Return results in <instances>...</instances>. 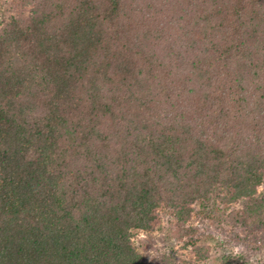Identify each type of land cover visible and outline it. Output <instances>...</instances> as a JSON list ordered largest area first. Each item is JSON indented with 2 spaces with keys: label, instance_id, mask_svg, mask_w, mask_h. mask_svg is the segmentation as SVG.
<instances>
[{
  "label": "trees",
  "instance_id": "obj_1",
  "mask_svg": "<svg viewBox=\"0 0 264 264\" xmlns=\"http://www.w3.org/2000/svg\"><path fill=\"white\" fill-rule=\"evenodd\" d=\"M0 2V264L264 253V0Z\"/></svg>",
  "mask_w": 264,
  "mask_h": 264
},
{
  "label": "rangeland",
  "instance_id": "obj_2",
  "mask_svg": "<svg viewBox=\"0 0 264 264\" xmlns=\"http://www.w3.org/2000/svg\"><path fill=\"white\" fill-rule=\"evenodd\" d=\"M1 3V2H0ZM1 7L3 5L0 4ZM210 223L218 225L221 223L220 219L209 220ZM165 228L160 229L154 233L139 232L136 236V244L145 252L152 253L157 248L163 245L169 246L174 243L178 246V242L175 240L174 233L170 230V222L165 221ZM214 232L207 234L206 242L211 244L213 255L204 262V264H220L223 262L224 255H232L233 263L239 264L238 259L246 258L252 261V264H264V253L262 251L250 253V249L245 244L231 243L228 237L223 235V232L214 229ZM204 239V238H203ZM251 264L250 261H248Z\"/></svg>",
  "mask_w": 264,
  "mask_h": 264
}]
</instances>
